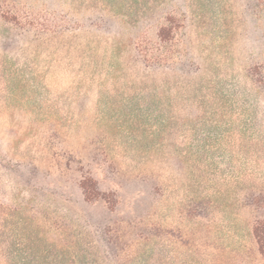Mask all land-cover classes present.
I'll use <instances>...</instances> for the list:
<instances>
[{
	"label": "rangeland",
	"instance_id": "374dc122",
	"mask_svg": "<svg viewBox=\"0 0 264 264\" xmlns=\"http://www.w3.org/2000/svg\"><path fill=\"white\" fill-rule=\"evenodd\" d=\"M262 219L264 0H0V264H264Z\"/></svg>",
	"mask_w": 264,
	"mask_h": 264
},
{
	"label": "trees",
	"instance_id": "16d2710c",
	"mask_svg": "<svg viewBox=\"0 0 264 264\" xmlns=\"http://www.w3.org/2000/svg\"><path fill=\"white\" fill-rule=\"evenodd\" d=\"M81 188L84 192L85 200H92L89 190H93L94 184L90 180H85L81 183ZM251 233L255 241L257 251L264 262V219L257 221L253 225Z\"/></svg>",
	"mask_w": 264,
	"mask_h": 264
}]
</instances>
